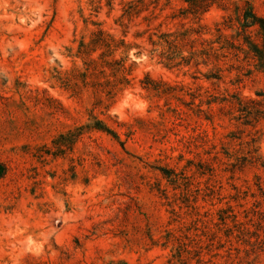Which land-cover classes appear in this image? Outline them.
<instances>
[{
  "label": "rangeland",
  "instance_id": "obj_1",
  "mask_svg": "<svg viewBox=\"0 0 264 264\" xmlns=\"http://www.w3.org/2000/svg\"><path fill=\"white\" fill-rule=\"evenodd\" d=\"M264 0H0V264H264Z\"/></svg>",
  "mask_w": 264,
  "mask_h": 264
},
{
  "label": "trees",
  "instance_id": "obj_2",
  "mask_svg": "<svg viewBox=\"0 0 264 264\" xmlns=\"http://www.w3.org/2000/svg\"><path fill=\"white\" fill-rule=\"evenodd\" d=\"M243 20L245 25L248 27H258V31L261 36V46L258 47L256 45H252L251 43L250 49L253 51V55L256 57L257 66L260 67V69H264V18L257 16L249 10L243 14Z\"/></svg>",
  "mask_w": 264,
  "mask_h": 264
}]
</instances>
